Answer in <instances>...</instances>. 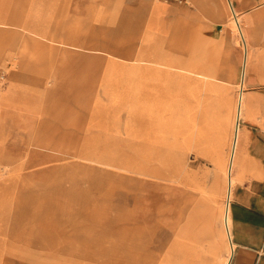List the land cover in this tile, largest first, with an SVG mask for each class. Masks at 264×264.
<instances>
[{
  "label": "rangeland",
  "instance_id": "374dc122",
  "mask_svg": "<svg viewBox=\"0 0 264 264\" xmlns=\"http://www.w3.org/2000/svg\"><path fill=\"white\" fill-rule=\"evenodd\" d=\"M176 7L0 0V264H123L114 235L129 238L124 264L229 253L213 164L170 156L171 73L207 70L209 51L200 36L171 38ZM201 164L198 190L186 169Z\"/></svg>",
  "mask_w": 264,
  "mask_h": 264
},
{
  "label": "crops",
  "instance_id": "0c3cea01",
  "mask_svg": "<svg viewBox=\"0 0 264 264\" xmlns=\"http://www.w3.org/2000/svg\"><path fill=\"white\" fill-rule=\"evenodd\" d=\"M174 3L168 22L164 15L170 30L174 26L171 38L184 32L191 45L200 36L209 51L202 57L207 70L170 75V156L194 155L213 164V189L224 196L220 236L224 252L225 244L232 248L228 264H264V0ZM229 12L235 21L241 18V42ZM186 171L193 172L190 187L205 189L206 166Z\"/></svg>",
  "mask_w": 264,
  "mask_h": 264
},
{
  "label": "bare ground",
  "instance_id": "6f19581e",
  "mask_svg": "<svg viewBox=\"0 0 264 264\" xmlns=\"http://www.w3.org/2000/svg\"><path fill=\"white\" fill-rule=\"evenodd\" d=\"M232 24H233V26L235 27V29L238 31V33H239V35H240V31H239V29L241 28V26H242V22H241V18H238L237 19V21H235L234 19H233V22H232ZM216 25V24H215ZM236 32V31H235ZM48 43V42H47ZM241 44V43H240ZM51 49V48H50ZM19 57V56H18ZM16 61V60H15ZM19 62H20V60H19ZM12 68V67H11ZM6 72V71H5ZM55 74V73H54ZM52 76V75H51ZM6 78V77H5ZM0 81H1V79H0ZM13 83H14V81H13ZM51 84H52V82H50ZM46 101V100H45ZM30 147V146H29ZM235 147V146H234ZM28 152V151H27ZM231 170V169H230ZM120 186V185H119ZM111 191V190H110ZM114 192V191H113ZM105 193V192H104ZM229 202V201H228ZM116 219H118V218H116ZM227 220V219H226ZM226 223V222H225ZM227 224V223H226ZM117 230H118V228H116ZM112 237V244H113V250L116 252L117 250H118V245L120 246H122V251L124 252V253H122V261H123V264L124 263H128V260H129V258H130V255H129V253H127V251L125 250V245H127V243L129 242V241H127L129 238H128V236L125 238V242L124 241H122V240H120L117 236H111ZM120 243V244H119ZM233 247V246H232ZM228 251H229V253L228 254H226L225 255V260H224V262H221V264H228V261H229V258H230V255H231V250H232V248H231V246L229 245V249H227ZM226 250V251H227ZM175 261V260H174ZM175 263V262H174ZM170 264V263H169Z\"/></svg>",
  "mask_w": 264,
  "mask_h": 264
},
{
  "label": "built area",
  "instance_id": "2783aa9c",
  "mask_svg": "<svg viewBox=\"0 0 264 264\" xmlns=\"http://www.w3.org/2000/svg\"><path fill=\"white\" fill-rule=\"evenodd\" d=\"M165 1H174L177 2L179 4H183L185 2V0H165ZM233 17H236V13L233 12Z\"/></svg>",
  "mask_w": 264,
  "mask_h": 264
},
{
  "label": "water",
  "instance_id": "95a60500",
  "mask_svg": "<svg viewBox=\"0 0 264 264\" xmlns=\"http://www.w3.org/2000/svg\"><path fill=\"white\" fill-rule=\"evenodd\" d=\"M239 122V121H238ZM237 125H238V123H237Z\"/></svg>",
  "mask_w": 264,
  "mask_h": 264
}]
</instances>
